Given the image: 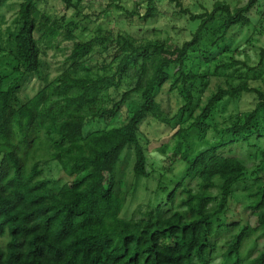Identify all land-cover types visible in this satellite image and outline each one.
Returning <instances> with one entry per match:
<instances>
[{"label": "trees", "instance_id": "16d2710c", "mask_svg": "<svg viewBox=\"0 0 264 264\" xmlns=\"http://www.w3.org/2000/svg\"><path fill=\"white\" fill-rule=\"evenodd\" d=\"M7 1L0 0V15ZM58 1L63 11L80 12L86 0ZM117 1L102 12L121 8L144 21L157 15L154 0H147L142 15ZM172 1L189 20L199 21L181 45L167 38L136 43L112 30L77 39L76 22L66 21L65 13L56 17L40 8L47 0L19 2L13 27L0 32V264H212L220 257L219 264L233 257V264L246 259L247 264H264V246L253 258L241 255L256 227L243 215L241 220L221 218L242 184L250 199L246 209L264 228L262 177L245 183L246 165L221 153L240 142L258 151L257 142L264 139V48H259L257 63L249 65L236 56L246 50L234 44L256 0L233 12L226 2L215 1L211 11L199 14ZM218 11L226 18L213 28ZM62 41L71 42L66 52ZM96 47L118 58L113 72L104 69L109 65L105 58L102 69L85 65ZM48 49L64 56L54 68ZM237 65L251 76L232 84L228 73ZM53 69L56 74L51 75ZM213 76L223 85L217 84L201 103L197 94ZM32 77L38 88L20 99L18 93ZM166 84L179 104L170 118L158 100ZM112 91L120 93L118 99ZM244 94L253 98L251 107L218 128L212 122L216 112ZM147 117L178 123L170 136L173 145L165 143L159 151H170L169 169L179 160L184 168L164 202L139 217L122 216L136 185L129 192L116 190V172L129 155L134 179L148 176L140 130ZM96 119L103 126L86 131ZM209 127L215 131L211 142L206 140ZM52 161L69 179L59 183L43 176V165ZM194 179L196 190L189 186ZM214 187L216 195L210 191ZM237 228L220 251L218 232Z\"/></svg>", "mask_w": 264, "mask_h": 264}, {"label": "rangeland", "instance_id": "374dc122", "mask_svg": "<svg viewBox=\"0 0 264 264\" xmlns=\"http://www.w3.org/2000/svg\"><path fill=\"white\" fill-rule=\"evenodd\" d=\"M21 0H8L4 5L0 15V32L5 34L8 27H13L14 19L16 18L18 4ZM215 1H224L229 5L230 12L235 9L244 6L248 0H180L182 6L187 8L194 14L202 13L203 11H211L213 3ZM113 0H86L83 3L82 10L76 11H63V5L58 0H47L42 3L40 8L45 12H48L56 17L65 13L66 21L73 20L77 24L75 34L77 39L87 40L98 32H104L112 30L113 34L119 32L121 35L128 37L132 42H144L154 41L155 39L167 38L169 43L181 45L184 41L189 40L193 31L197 28L198 20H189V15L180 11L179 7L172 0H154V5L157 8V15L144 21L136 14H129L125 10L119 8L107 10L102 12L108 3ZM117 3L124 6L129 12L136 7L139 14L142 15L145 12L147 0H118ZM215 25L216 27L223 19L226 18V14L223 11H218ZM246 17L249 19L247 25H243L236 33V39L234 44L240 45L241 49L246 50V55H236L241 60H247L249 65H254L258 60L259 48H264V0H256L255 5L251 10L246 13ZM132 35L135 38L132 39ZM210 38H214L215 35L209 34ZM248 39V41H246ZM121 43V41H120ZM70 41H62L60 44L64 51H68L70 48ZM127 49V48H124ZM99 47H96L94 51L89 55L84 62L85 65L91 66L93 69L101 67L102 60L105 58L109 65L104 69L109 73L116 69L117 59L111 58V56L105 51H97ZM1 56V54H0ZM64 58L62 52L48 49L47 59L54 66ZM104 63V62H103ZM214 64H210L212 69ZM102 69V67H101ZM56 74L53 69L51 75ZM229 82L236 84L237 82H243L247 77H250L251 73L241 68V65H237L235 69L229 71ZM209 86L203 88L202 91L197 94L200 97L201 103H203L208 96L216 89L217 84H222L221 79L217 77H211ZM39 86V82L34 78L24 84L18 93L20 99H23L25 95L31 96ZM125 87L122 86L119 92ZM116 91H112L114 99H118L119 94ZM158 100L163 112L170 118L174 116L179 107L177 96L174 92L168 90V84H166L162 92L158 96ZM253 98L249 94H244L242 97L233 102H227L225 109H219L214 115L213 123L217 124L218 128H224L229 124L230 116H234L237 112L248 109L251 107ZM199 110V109H198ZM103 126V123L99 120H94L90 124L86 125L87 130H93ZM178 128V123H160L152 117H147L141 124L140 130L143 134L142 142L146 145V170L148 171L147 177H141L138 180L134 179L132 174L133 160L128 157L124 161L121 154L119 168L116 172L117 187L116 190H124L129 192L131 186L136 185V190L128 193V201L122 211V216L127 217H139L148 208L153 207L159 202H164L166 194L172 189L173 183L176 178L181 175L184 168L182 161H177L172 164L169 169L170 161L167 159L170 151L166 150L164 153L159 151L163 144L173 145V141L170 136ZM213 127H209L206 133V140L211 142L214 135ZM258 151L251 146H247L246 143L240 142L232 144L221 149V153L225 155H231L239 158L248 168L247 178L245 183H249L257 175L262 177L264 182V170L259 171V168L264 164V139H260L258 142ZM41 154V152L39 151ZM43 157V156H42ZM47 157V156H46ZM45 158V157H44ZM43 176L50 180H57L59 183L69 179L65 173L54 162H48L42 167ZM190 188L196 190L198 188V180L194 179L189 184ZM242 184L237 187L235 195L230 199L226 213L221 215L222 220L229 221L241 220V216H245L249 226L251 228L256 227V230L251 232L246 238L241 250V255L249 253V258H253L264 246V228L259 226L257 222L256 214L247 208L250 199L242 193ZM213 195L217 194L218 187H214L210 190ZM236 230L225 231L222 229L218 232L217 242L221 246L220 251L225 250L226 241L230 239L231 233ZM235 257L231 260H227V264H233ZM223 258H218L212 264H219ZM246 259L243 264H247Z\"/></svg>", "mask_w": 264, "mask_h": 264}]
</instances>
